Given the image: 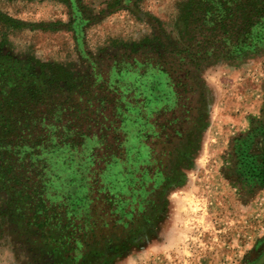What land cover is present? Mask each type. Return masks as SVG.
Here are the masks:
<instances>
[{
	"label": "rangeland",
	"instance_id": "1",
	"mask_svg": "<svg viewBox=\"0 0 264 264\" xmlns=\"http://www.w3.org/2000/svg\"><path fill=\"white\" fill-rule=\"evenodd\" d=\"M185 1L0 0L2 52L20 66L37 60L66 68L73 81L144 88V104L138 98L122 110L124 152L100 178L114 195L111 222L103 203L94 209L110 232L79 251L76 264H244L264 250V191L241 184L230 153L248 118L259 115L264 54L242 64L188 59L178 87ZM157 80L165 98L149 90ZM148 222L154 231L143 233ZM0 264L68 261L17 226L0 233Z\"/></svg>",
	"mask_w": 264,
	"mask_h": 264
},
{
	"label": "trees",
	"instance_id": "2",
	"mask_svg": "<svg viewBox=\"0 0 264 264\" xmlns=\"http://www.w3.org/2000/svg\"><path fill=\"white\" fill-rule=\"evenodd\" d=\"M139 1L115 3L135 6ZM178 21L185 37L175 55L182 62L176 67L178 87L184 86L183 62L188 59L195 65L204 59L242 64L264 54V0H187ZM158 44L150 48L154 55H159ZM3 45L0 42V233L22 226L68 264H76L77 253L94 247L111 228L107 223L114 195L100 178L104 164L124 152L122 110L138 98L144 104V88L98 78L73 81L66 68L37 60L22 67L2 52ZM137 49L133 46L132 52ZM149 90L156 99L165 98L159 80ZM247 121L246 130L230 143L233 166L242 185L264 191V92L259 115ZM82 189L85 197L79 195ZM97 203L105 205L107 223L99 220ZM261 252L244 264H258Z\"/></svg>",
	"mask_w": 264,
	"mask_h": 264
},
{
	"label": "flooded vegetation",
	"instance_id": "3",
	"mask_svg": "<svg viewBox=\"0 0 264 264\" xmlns=\"http://www.w3.org/2000/svg\"><path fill=\"white\" fill-rule=\"evenodd\" d=\"M148 223L150 224L151 222H148ZM148 223H147V224H148ZM153 231H154L153 225L150 224V226H149L148 228H146V229L143 231V233H144V232L149 233V232H153ZM141 237H142V236H141ZM152 237L155 238L156 236L151 235L150 237H148V239H147L145 242L148 243L151 239H153ZM137 242H138V243H144L140 238H138Z\"/></svg>",
	"mask_w": 264,
	"mask_h": 264
}]
</instances>
